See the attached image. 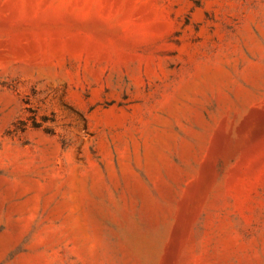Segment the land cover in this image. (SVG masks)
<instances>
[{"label": "rangeland", "instance_id": "1", "mask_svg": "<svg viewBox=\"0 0 264 264\" xmlns=\"http://www.w3.org/2000/svg\"><path fill=\"white\" fill-rule=\"evenodd\" d=\"M0 264H264V0H0Z\"/></svg>", "mask_w": 264, "mask_h": 264}, {"label": "trees", "instance_id": "2", "mask_svg": "<svg viewBox=\"0 0 264 264\" xmlns=\"http://www.w3.org/2000/svg\"><path fill=\"white\" fill-rule=\"evenodd\" d=\"M34 127H36V126H34Z\"/></svg>", "mask_w": 264, "mask_h": 264}]
</instances>
